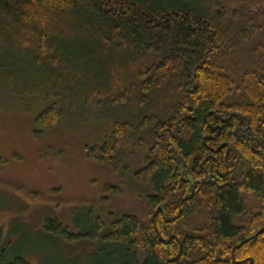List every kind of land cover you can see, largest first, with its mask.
<instances>
[{"label": "trees", "instance_id": "1", "mask_svg": "<svg viewBox=\"0 0 264 264\" xmlns=\"http://www.w3.org/2000/svg\"><path fill=\"white\" fill-rule=\"evenodd\" d=\"M0 96L41 160L77 145L117 180L44 234L121 264H264V0H0ZM28 258L0 229V264Z\"/></svg>", "mask_w": 264, "mask_h": 264}, {"label": "rangeland", "instance_id": "2", "mask_svg": "<svg viewBox=\"0 0 264 264\" xmlns=\"http://www.w3.org/2000/svg\"><path fill=\"white\" fill-rule=\"evenodd\" d=\"M6 108L18 109L10 99L0 96V154L6 161L0 168V229L6 240L20 241L32 264H111L98 259L102 253L112 255L121 264L114 246L102 241L67 244L44 234L43 227L47 218H55L69 232L77 233L74 216L86 207L74 200H99L105 195V187L117 180L88 162L77 145L66 151V157L41 160L39 153L45 147L33 141L30 130L34 116L6 114ZM24 188L42 194L57 190L56 200L34 201L22 191ZM19 228V234H11V229ZM74 259L77 263L70 262Z\"/></svg>", "mask_w": 264, "mask_h": 264}]
</instances>
